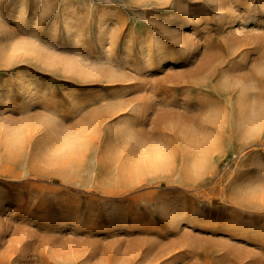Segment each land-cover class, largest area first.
<instances>
[{
	"label": "rangeland",
	"instance_id": "obj_1",
	"mask_svg": "<svg viewBox=\"0 0 264 264\" xmlns=\"http://www.w3.org/2000/svg\"><path fill=\"white\" fill-rule=\"evenodd\" d=\"M0 264H264V0H0Z\"/></svg>",
	"mask_w": 264,
	"mask_h": 264
},
{
	"label": "bare ground",
	"instance_id": "obj_2",
	"mask_svg": "<svg viewBox=\"0 0 264 264\" xmlns=\"http://www.w3.org/2000/svg\"><path fill=\"white\" fill-rule=\"evenodd\" d=\"M240 110L245 113L244 118L242 120L244 124H251L252 122H254L256 114L253 103H248V100L242 101V104L240 105Z\"/></svg>",
	"mask_w": 264,
	"mask_h": 264
}]
</instances>
